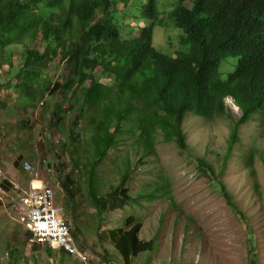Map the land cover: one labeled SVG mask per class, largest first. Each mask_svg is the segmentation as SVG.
<instances>
[{"label": "trees", "instance_id": "obj_1", "mask_svg": "<svg viewBox=\"0 0 264 264\" xmlns=\"http://www.w3.org/2000/svg\"><path fill=\"white\" fill-rule=\"evenodd\" d=\"M133 2L0 0V60L14 48H21L22 54V65L13 75L17 81L14 84L10 79L4 82L6 71L0 63V91L14 88L24 98L26 111L47 94H62L64 100L50 115L55 127L64 125L69 113L75 114L69 140L56 153L61 160L68 153L71 160L52 166L65 192L67 214L74 220L73 235L85 251L87 224L82 226L80 209L90 202L100 220V244L113 246L125 264H132L144 254L151 258L161 243L158 234L149 241L139 238L142 226L136 214L115 229L101 232L106 223H111V215L156 200L165 201L172 211H180L165 170L159 179L137 181L138 165L152 163L150 158L159 143H174L181 151L193 154L185 131L187 118L199 117L206 125L227 119L231 139L220 170L197 156L196 166L221 187L223 198L240 220L248 222L229 194L223 176L229 158L236 155L234 148L243 129L257 121L253 132L258 128L264 131V0H175L168 26L183 32L175 56L155 46V27L163 23L158 0H149V7L143 9L146 14L142 19L149 25L142 27L138 36L129 34L132 26L122 21ZM53 62L66 65L68 70L66 77L55 82L45 76ZM225 65L234 70L225 72ZM11 72L12 66L7 74ZM229 98L241 109L242 116L227 111ZM4 107L0 101V113ZM82 143L87 144L84 150ZM129 143L137 162L126 159L120 184L102 193L100 183L105 178H101V170L113 151ZM239 153V162L248 169L255 181L253 189L260 194L256 163L258 156H264V147L255 142L248 148L242 146ZM17 164L20 166V160ZM11 184L6 181V185ZM159 223L164 225V216ZM179 228L175 221L173 229ZM183 228L175 238L177 245L180 233L184 234L183 255L191 239L205 250L206 240L193 221ZM24 235L29 243L33 236L29 227ZM248 245V264H259L258 243L251 238ZM41 249L35 246V251ZM48 252L57 257L51 247ZM70 258L64 252L63 263Z\"/></svg>", "mask_w": 264, "mask_h": 264}, {"label": "rangeland", "instance_id": "obj_2", "mask_svg": "<svg viewBox=\"0 0 264 264\" xmlns=\"http://www.w3.org/2000/svg\"><path fill=\"white\" fill-rule=\"evenodd\" d=\"M174 4L175 0H158L157 3L159 18L163 23L155 27V46L169 56H175V52L179 50L183 33L180 29L168 26ZM145 7H149V0H134L130 5L125 21H122L123 24L132 26L128 30L129 34L138 36L141 28L149 25L148 21L142 19L146 14L143 10ZM20 49L14 48L0 60L6 71L4 82L9 79L13 84L17 82L13 75L22 65ZM10 66H12L11 75L7 74ZM229 68L225 65L223 70L227 72ZM232 70L234 68H230V71ZM67 74L66 65L53 62L45 76L47 80L55 82L66 77ZM63 100L62 94L55 97L47 94L35 107L26 111L24 98L18 92L14 88H3L0 91V101L4 102L5 107L0 113V127L3 134L0 152L3 169L9 178L17 182L26 183L30 178V175L23 170L26 162L32 163L41 172V177L47 181V184L55 188L59 197L58 202L64 207V217L73 229L74 220L67 214L69 206L63 187L58 184L60 179L55 171L52 174L48 173V165L52 168L56 163L61 161L68 163L71 160V155L68 153L63 154L62 160L56 153L57 150H62L63 145L69 140L75 114L69 113L64 124L66 126L55 127L52 126L50 115L55 105ZM226 104L230 114L239 117L243 114L231 99H228ZM66 106L68 107L69 104ZM25 122H29L30 125H24ZM86 125L85 123L84 126ZM257 126L258 122L254 121L243 129L240 142L234 148L236 155L229 158L223 176L229 194L237 203L240 212L247 216L248 222L245 219L240 220L237 211L223 198L221 187L214 185L210 176L203 174L196 166L195 156L205 158L215 170H220L219 166L224 161L231 139L228 120L219 119L215 124L206 125L201 118L190 116L187 118L185 131L194 155L181 151L174 143H159L155 155L150 158L152 163L146 167L143 164L138 165L135 173L138 177L137 181L147 182L148 177L159 179L165 170L172 182L173 195L180 211H172L169 205L161 200L144 203L142 207H130L125 212L111 215V223H106L101 232L115 229L131 215L136 214L142 226L139 236L141 240L149 241L158 234L160 250L149 257L150 261L148 255L144 254L132 264H248V243L251 238L255 239L259 246V264H264V156H258L256 163L262 186L260 194L253 189L255 181L248 169L238 160L239 149L242 146L248 148L257 142L264 147V131L258 128V131L253 132ZM51 140L55 148H52ZM85 147L87 144L82 143L81 149L84 150ZM126 159H130L133 163L137 162L136 152L131 143L113 151L101 170V178H105V182L100 183L102 193H107L120 184L124 169L123 162ZM18 160L20 166L17 164ZM117 169H120L119 173ZM135 190H139V187ZM80 210H83L82 226L87 224L84 242L87 243L85 251L90 260L94 264H109L107 261L125 264L113 246L100 244V232L98 233L97 229L100 220L97 210L90 202ZM162 216H164V225L161 227L159 222ZM105 218H110V215H106ZM175 221L180 225L178 230L173 229ZM191 221L195 224L196 231L206 240L205 250L191 239L186 245V254L183 255L181 245L184 234L180 233L181 237L177 240V245L175 238ZM26 229L27 224L7 206L0 205V264H53L48 248L38 251L30 248L24 235ZM78 245L82 249L85 247L80 243ZM69 264H75V261L71 260Z\"/></svg>", "mask_w": 264, "mask_h": 264}, {"label": "built area", "instance_id": "obj_3", "mask_svg": "<svg viewBox=\"0 0 264 264\" xmlns=\"http://www.w3.org/2000/svg\"><path fill=\"white\" fill-rule=\"evenodd\" d=\"M26 169L35 176L31 185L14 182L12 187L4 186L7 176L0 157V198L30 227L34 234L33 243L65 248L83 262H88V258L82 255L76 244L70 225L64 217V209L57 201L56 191L39 180L40 172L31 163H26Z\"/></svg>", "mask_w": 264, "mask_h": 264}, {"label": "clouds", "instance_id": "obj_4", "mask_svg": "<svg viewBox=\"0 0 264 264\" xmlns=\"http://www.w3.org/2000/svg\"><path fill=\"white\" fill-rule=\"evenodd\" d=\"M181 47V46H180ZM176 53V52H175ZM230 99V98H229ZM228 100V99H227ZM232 100V99H231ZM233 101V100H232ZM233 103H234V101H233ZM43 104V103H42ZM235 105V104H234ZM235 107L236 108H239V107H237L236 105H235ZM241 110V109H240ZM243 115V114H242ZM241 115V116H242ZM3 138V134H2V131H1V127H0V141H1V139ZM187 140H188V136H187ZM0 157H1V161H2V155H1V152H0ZM26 163H30V162H26ZM26 163H24V170H25V172L26 173H28L29 175H30V178H29V180L25 183V182H20V181H18V183H20V184H23V185H25V186H27V185H31V183H32V181L35 179V176L34 175H32V173L31 172H29L27 169H26ZM32 164V163H31ZM33 165V164H32ZM34 166V165H33ZM2 168H3V162H2ZM34 168L38 171V169L34 166ZM48 173H50V174H52V172L53 171H57V170H55L56 168H55V166H52V168H51V166L50 165H48ZM4 170V173H5V175L7 176V180L6 181H10L12 184H11V186H8V185H6V181H5V183H4V186H7V187H12L13 186V183L14 182H17V181H15V180H13V179H11V178H9L8 177V175H7V173L5 172V169H3ZM40 172V171H39ZM56 174H57V172H56ZM39 180L40 181H44V182H46L47 183V181L43 178V177H41V172H40V178H39ZM60 186H62V184L61 183H58ZM49 185V184H48ZM50 187H52L54 190H55V188L53 187V186H51V185H49ZM56 191V190H55ZM56 198H57V201H58V199H59V197H58V195H57V192H56ZM0 200L3 202L2 204L3 205H5V206H7L9 209H10V207L0 198ZM59 203V202H58ZM60 204V203H59ZM62 207V206H61ZM63 209H64V207H62ZM11 210V209H10ZM12 212V211H11ZM13 213V212H12ZM14 214V213H13ZM16 215V214H15ZM68 222V221H67ZM69 223V222H68ZM69 225H70V223H69ZM27 227H29L28 225H27ZM70 228H71V225H70ZM29 229H30V227H29ZM31 230V229H30ZM32 231V230H31ZM71 232H72V228H71ZM32 238L29 240V246H30V248H32V249H34L35 250V246L36 245H40V246H42V248L44 249V248H49V247H51L52 248V250L54 251V252H56V254H57V257H52V262H53V264H69V262H71V260H74L75 261V264H94L93 263V261H91L90 260V257H89V255L82 249V248H80V246L78 245V243H77V241H76V239H75V237H74V235H73V232H72V235H73V237H74V239H75V241H76V244H77V246H78V248H79V250L81 251V253H82V255L83 256H86L87 258H88V262H83L82 260H81V258L80 257H78V256H74V255H72V254H70L69 253V251H67L65 248H61V247H53L51 244H47V245H43V244H40V243H37V242H35V243H33L32 242V240H33V238H34V234H33V232H32ZM28 244V243H27ZM64 252H67V254L68 255H70V259H69V261L68 262H66V263H63V254H64ZM42 253H44V252H42ZM46 254V253H45ZM45 258V257H44ZM56 262V263H55ZM107 263H109V264H114L113 262H107Z\"/></svg>", "mask_w": 264, "mask_h": 264}]
</instances>
